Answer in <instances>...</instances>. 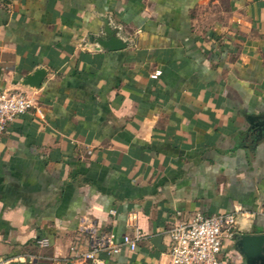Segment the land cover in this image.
Here are the masks:
<instances>
[{
	"label": "crops",
	"instance_id": "obj_1",
	"mask_svg": "<svg viewBox=\"0 0 264 264\" xmlns=\"http://www.w3.org/2000/svg\"><path fill=\"white\" fill-rule=\"evenodd\" d=\"M0 89L35 101L0 141L5 264H90L83 219L140 235L106 264H167L195 213L264 234V0H0Z\"/></svg>",
	"mask_w": 264,
	"mask_h": 264
},
{
	"label": "built area",
	"instance_id": "obj_2",
	"mask_svg": "<svg viewBox=\"0 0 264 264\" xmlns=\"http://www.w3.org/2000/svg\"><path fill=\"white\" fill-rule=\"evenodd\" d=\"M161 71L152 75L158 79ZM35 107L33 98L22 92L0 89V141L7 134L9 127L19 117L29 113ZM181 214H178L180 216ZM248 212L236 211L229 214L207 216L195 213L189 219L179 218L167 229L169 237L167 264H225L222 257L224 243L227 238H235L242 220L251 219ZM137 216H131L135 222ZM81 232L87 237L89 249L82 257L90 264H106L101 255L113 256L123 248L136 251L140 235H125L121 241L116 240L113 232H101L97 225L83 219ZM47 240H40L39 245L48 246ZM75 251V248H72ZM0 264H5L0 258Z\"/></svg>",
	"mask_w": 264,
	"mask_h": 264
},
{
	"label": "water",
	"instance_id": "obj_3",
	"mask_svg": "<svg viewBox=\"0 0 264 264\" xmlns=\"http://www.w3.org/2000/svg\"><path fill=\"white\" fill-rule=\"evenodd\" d=\"M110 39L105 42L104 47L113 50L124 47L122 41L109 32ZM45 77L44 70H38L26 79V85L41 87ZM254 129L264 132V121L253 124ZM238 252L246 259L247 264H264V234H239L235 237Z\"/></svg>",
	"mask_w": 264,
	"mask_h": 264
}]
</instances>
